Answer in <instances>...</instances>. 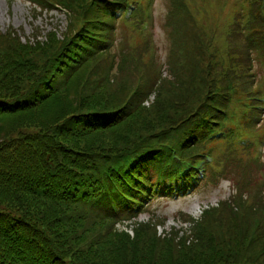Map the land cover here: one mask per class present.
I'll return each instance as SVG.
<instances>
[{"label":"trees","instance_id":"trees-1","mask_svg":"<svg viewBox=\"0 0 264 264\" xmlns=\"http://www.w3.org/2000/svg\"><path fill=\"white\" fill-rule=\"evenodd\" d=\"M29 1L61 6L68 22L60 39L35 44L0 33V264H264V189L255 204L242 194L264 183L263 114H242L252 103L235 90L264 92V0H243L246 16L216 40L189 0H170L176 64L156 87L92 44L110 52L118 42L128 19L97 7L121 0ZM124 1L140 6L139 22L145 9ZM94 16L110 35L90 30ZM224 135L226 170L209 168L194 186L209 143ZM219 178L230 180L228 199L181 218L191 224L184 236H159L163 217L139 220L154 193L174 198Z\"/></svg>","mask_w":264,"mask_h":264},{"label":"rangeland","instance_id":"rangeland-1","mask_svg":"<svg viewBox=\"0 0 264 264\" xmlns=\"http://www.w3.org/2000/svg\"><path fill=\"white\" fill-rule=\"evenodd\" d=\"M237 0H190L192 7H203L207 11L208 17L217 23H229L230 14L227 12L229 5ZM229 4V5H228ZM155 6V8H154ZM170 2L168 0H151V19L156 23L158 29H162V24L168 14ZM33 6L26 0H0V33L16 31L23 37L21 41H32L33 36L39 34V39L45 40V34L58 31L62 33L65 29V17L58 11L50 13L34 11ZM16 32V33H17ZM38 36L36 37L38 39ZM218 39V37H215ZM167 42L166 34L162 36L153 34V41L150 43L156 50L163 49ZM156 46V47H155ZM264 153V149H263ZM210 184L197 196H186L177 200H160L140 216V221H147L150 217L166 218L169 227L178 226L180 218L190 214L194 219H200L203 213H197L198 206L205 207L208 204L215 205L218 201H223L228 197L227 188L229 183L226 179L220 178V182L215 188ZM180 212L186 214L178 215ZM180 217V218H179ZM134 220V219H132ZM126 224L130 225L131 221ZM183 227L186 226L183 224ZM161 230V229H160ZM129 232V230H127Z\"/></svg>","mask_w":264,"mask_h":264}]
</instances>
